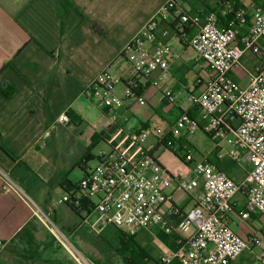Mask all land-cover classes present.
<instances>
[{"label":"crops","instance_id":"obj_1","mask_svg":"<svg viewBox=\"0 0 264 264\" xmlns=\"http://www.w3.org/2000/svg\"><path fill=\"white\" fill-rule=\"evenodd\" d=\"M165 1L0 0V170L18 186L27 187L32 200H36L42 209L50 211L48 191L30 190L31 181L33 175L42 170L48 176V158L57 152L55 147L60 143L70 145V167L77 164L82 168L87 158H94L91 149L97 144L99 135L111 129L109 124L113 118H120L128 110H153L169 129L185 113L193 114L192 118L199 121L200 112L189 102L188 96L199 91L208 68L196 60L195 52L182 41L183 36L171 28L173 20L160 22L156 39L145 41V47L151 54L162 50L165 45L175 52V57L167 56L169 77L163 79L159 86H154L153 82L160 77V71L144 78L135 74L128 60L121 55ZM185 2L191 9L183 6ZM257 2L264 4V0ZM243 4L250 11L256 8L254 0H243ZM214 7L223 9L224 15L231 10V3L229 0H205L201 8L190 5L187 0L181 3V10L191 14H204ZM94 25L101 27L104 34L97 33ZM247 30L248 26L237 28L236 43L242 42ZM194 31V28L189 29L191 35ZM258 46L259 53L245 51L240 61L241 68L231 74L241 87H247L251 75L264 66V42L259 41ZM105 68L111 71L114 68L119 75L137 76L141 84L138 92L145 98L146 105L140 106L134 100H128L123 109H102L87 100L82 95L83 90ZM4 86L13 90L12 96L3 94ZM119 90L122 92L123 88ZM166 90H172L174 104H169L164 98ZM68 111L76 117L75 120L66 116ZM62 115L68 118V124L59 121ZM142 126L150 128L145 120L133 117L131 125L122 129L126 135ZM73 129L81 130L77 139ZM53 134H58L60 139H54ZM124 134L117 138L115 131L112 139L127 153L132 149L127 145L123 147L121 142H126L127 138ZM185 135L183 132L182 138ZM136 154L133 152L132 157ZM156 155L171 172L189 174L185 164L170 150L161 147ZM225 160H230L221 161L227 167ZM249 169L247 165L243 170L245 175L235 181L243 180ZM67 171L59 169L55 181L65 193L73 188L63 185L67 181L64 177ZM232 172L230 165V174H226L231 177ZM1 186L0 177V264H58L57 261L71 259L59 249L52 234L33 215L27 202L15 192L4 193ZM172 190L176 204L189 209L192 200L178 190L176 182ZM246 196V192L237 195L236 211L231 221L232 228L244 238L254 231L252 222L243 221L238 216L246 203ZM67 212L69 215L63 214L61 230H67L74 236L80 229L74 215L79 216L69 207ZM54 219L58 220L56 212ZM144 233L149 241L159 240L165 245L167 251L163 255L172 249L162 240L152 239L147 232ZM239 261L259 264L250 252H244L231 264ZM69 264L74 263L70 261Z\"/></svg>","mask_w":264,"mask_h":264},{"label":"built area","instance_id":"obj_2","mask_svg":"<svg viewBox=\"0 0 264 264\" xmlns=\"http://www.w3.org/2000/svg\"><path fill=\"white\" fill-rule=\"evenodd\" d=\"M183 1L166 0L122 54L135 74L150 78L160 71V77L153 82L154 86H159L169 77L167 56L175 57V52L165 45L151 54L145 41L156 39L160 22L180 19L182 41L195 52L196 60L206 65L208 74L202 79L199 91L188 96L189 102L200 112L201 120L185 113L167 133L177 141L183 137V132L192 135L202 130L214 142L217 161L229 159L235 164L250 166L245 178L236 182L206 156L196 160L189 147L183 146V163L189 170V174H185L171 172L151 149H141L132 157L118 146L109 153L101 151L93 168L85 160L83 177L60 203L81 207L88 216L84 224L95 233L114 226L125 232L145 231L152 239L170 237L174 246L158 264H231L244 252H250L259 264H264V66L251 75L247 87H241L231 75L241 68L245 51L260 52L258 42H264V5L250 11L243 0H239L243 7L222 24L215 12L182 11ZM241 26H248L247 34L241 43H236L237 28ZM191 28L195 30L192 35ZM138 89L139 81L134 75L123 76L105 68L82 95L102 109H123L128 100L145 106L146 100ZM164 98L169 104L175 102L172 90H166ZM65 118L61 116L59 121L64 123ZM120 131L124 134L123 129ZM144 135L136 132L128 135V148L132 149ZM0 177L2 191L19 194L76 264H94L8 174L0 170ZM174 182L178 190L192 200L189 209L176 204ZM243 192L247 193L246 203L238 216L252 222L254 228L246 238L231 226L235 199Z\"/></svg>","mask_w":264,"mask_h":264},{"label":"rangeland","instance_id":"obj_3","mask_svg":"<svg viewBox=\"0 0 264 264\" xmlns=\"http://www.w3.org/2000/svg\"><path fill=\"white\" fill-rule=\"evenodd\" d=\"M190 5H194L196 8H201L203 6V2L199 0H187ZM186 2L183 3L186 9H191ZM124 62V61H123ZM113 68V72H114ZM119 89H122L121 87ZM63 116V115H62ZM137 117L142 120H145L149 123L150 128H148L144 133L143 137H139L136 144L133 145L132 150L128 151L127 154L132 156L133 152H139L141 149L148 150L149 148L156 147L158 144V138L161 137L163 134L167 133L169 126L163 120H161L153 110H128L124 113L120 118L112 119L116 128L117 138L122 136L123 133L120 131L122 127L126 128L125 126H130L132 123V118ZM65 123L68 124V118H65ZM201 117L199 118V121ZM109 126H112L109 124ZM114 126V125H113ZM81 130L73 129V133L75 138L77 139L78 133ZM56 133V132H54ZM127 134L125 136L131 135ZM54 139H60L58 134H53ZM181 140L179 138L177 141ZM184 145L185 147H189L193 150L194 156L196 160H202V156L208 157L211 161L216 162V151L214 142L208 137L202 130H198L195 134H187L184 136ZM123 147H125L126 142H121ZM57 152L54 153L52 156L48 158L47 162V169L50 171L48 176L44 170L36 172L33 175V179L31 181V188L30 190L33 191H41L47 189L48 192V200L51 203L50 211L42 209L36 200H33L34 203L40 207L46 214L50 216V218L57 224V226L61 228V221L63 218V214H68V207L66 203H60V200L66 196L67 193L64 192L62 187L58 185L57 182V175L58 170H68L64 177H66L67 181L71 184H78L81 178L83 177L84 171L79 165H74L70 167V153L71 150L69 143L63 142L60 143L57 147ZM178 148V147H177ZM112 150L110 144H108L105 140L99 139L97 144L94 148L91 149L94 158L88 161V166L93 168L97 164L96 156L103 151L105 153H109ZM77 152V151H76ZM225 165H231L233 172L231 173V177L234 180H240L245 174L243 170L247 167V164H235L232 161L224 162ZM249 166V165H248ZM225 167V166H224ZM23 170V169H22ZM25 171V170H23ZM44 171V173H43ZM43 173V174H41ZM46 177V178H45ZM21 189L27 196H30L31 199L33 198L30 193L27 191V187H23L21 184ZM29 189V188H28ZM72 189V188H71ZM36 199V198H35ZM97 204V203H96ZM57 213L58 220L54 219V213ZM69 215V214H68ZM74 218L77 224L80 226V229L77 231L74 236L70 235L67 230L63 232L70 240L72 244L89 260H91L94 264H98L97 262H106L107 264H123L120 256L115 252V248L119 246V239H118V230L114 226H108L100 233L93 232L87 224L83 222V220H88V216L85 212H81V215L77 217L74 215ZM91 231H90V230ZM128 234L133 235L136 242L141 245L142 247L146 248L149 252L152 259L146 264H158L159 259L162 257L164 253H166L167 249L163 243L159 240L156 241H149L145 237L144 231L138 232H128ZM167 255V254H165ZM71 261L76 264V262L71 258ZM236 264H251L246 261H239Z\"/></svg>","mask_w":264,"mask_h":264},{"label":"trees","instance_id":"obj_4","mask_svg":"<svg viewBox=\"0 0 264 264\" xmlns=\"http://www.w3.org/2000/svg\"><path fill=\"white\" fill-rule=\"evenodd\" d=\"M231 3V10H228V12L224 15H222L223 13V9L222 10H218L216 7H214L211 12H215L217 14V17L219 19V21L223 22V24H226V22L228 21V19L234 17L236 11L243 7V4L239 1V0H229ZM262 1V0H260ZM204 2V1H203ZM254 2L256 3L255 7H260L261 5L264 4H260L257 2V0H254ZM202 14V13H201ZM180 19L179 18H174L173 22L171 23V28L179 33V27H181V24L179 23ZM94 29L96 30L97 33L103 35L104 31L101 27H99L98 25H94L93 26ZM182 42V41H181ZM123 55V54H121ZM137 79V76H135ZM141 86L140 82H139V87ZM3 94L6 97H10L13 94V90L10 89V87L8 86H4L3 89ZM139 91V89H138ZM139 93V92H138ZM198 111V110H197ZM189 116H193V114L188 113ZM66 116L71 117L72 120H75L76 117L73 116L71 114L70 111L67 112ZM174 126V124H173ZM148 129V126H142L140 127L136 133L141 136L146 130ZM116 131V126H111V129L108 128L107 132H105L102 135H99V139H103L105 140L108 144H110V146L112 148H117L118 144L112 139L113 134ZM184 138H182L179 141H174L172 140V134L170 132L167 133V135L158 138V144L156 147H154L153 149H151L152 154H156L157 151L163 147L165 149L170 150L171 152H173L182 162L185 161V155L183 153V145H184ZM177 143L179 144L178 148H177ZM90 159V158H89ZM89 159L87 158L86 160L89 161ZM91 160V159H90ZM213 162V161H212ZM218 167L225 173H229V166L224 167L223 162L218 161L217 162ZM66 180V179H65ZM64 186H71L73 188L77 187V184H71L68 181H65V184H63ZM71 210H73L78 216L81 215V212H83V209H81V207H75L69 203L66 204ZM118 230V239H119V246L117 248H115V252L118 254V256H120L122 263L123 264H146L148 263L152 257L150 256L149 252L147 251L146 248L142 247L141 245H139L134 236L128 234L127 232L117 229ZM161 240L169 245L170 247H173V243L172 241H170V237L168 236H161ZM54 242L56 243V245L59 246V249L62 250L64 253L68 254L63 248L62 246L56 242V240H54ZM70 257V256H69ZM64 260V259H63ZM68 261L70 263L71 259L68 258ZM67 260H65L64 262L62 261H57L58 264H69ZM98 264H107L106 262H97ZM177 264V263H174Z\"/></svg>","mask_w":264,"mask_h":264}]
</instances>
